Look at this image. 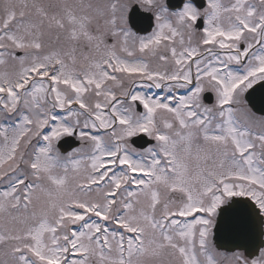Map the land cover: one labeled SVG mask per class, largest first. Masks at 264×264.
Listing matches in <instances>:
<instances>
[{
    "label": "snow or ice",
    "instance_id": "obj_1",
    "mask_svg": "<svg viewBox=\"0 0 264 264\" xmlns=\"http://www.w3.org/2000/svg\"><path fill=\"white\" fill-rule=\"evenodd\" d=\"M257 85L264 0H0V264H264Z\"/></svg>",
    "mask_w": 264,
    "mask_h": 264
},
{
    "label": "water",
    "instance_id": "obj_2",
    "mask_svg": "<svg viewBox=\"0 0 264 264\" xmlns=\"http://www.w3.org/2000/svg\"><path fill=\"white\" fill-rule=\"evenodd\" d=\"M197 4L202 3V0H196ZM168 3L174 8L180 3V0H168ZM147 14H140L135 17H130V27L138 33H147L151 30L149 21L145 19ZM257 90L247 99L252 110L258 114H264V88L259 85L256 86ZM211 94H205V102H210ZM78 145V142L73 140L72 147ZM65 149L71 150L70 146L63 141L61 142V151ZM263 230L262 227H257L251 233H238L231 230H225L214 237V241L217 245L218 250L226 252H232L235 250H243L245 255L249 258L254 257L261 246L264 244L263 241Z\"/></svg>",
    "mask_w": 264,
    "mask_h": 264
},
{
    "label": "rangeland",
    "instance_id": "obj_3",
    "mask_svg": "<svg viewBox=\"0 0 264 264\" xmlns=\"http://www.w3.org/2000/svg\"><path fill=\"white\" fill-rule=\"evenodd\" d=\"M206 2H207V0H206ZM154 91V90H153ZM219 252H221V251H219ZM223 255H225V256H228V255H230L231 253H225V252H221ZM259 255V254H258ZM258 255L256 256V257H258ZM256 257H254V258H256Z\"/></svg>",
    "mask_w": 264,
    "mask_h": 264
}]
</instances>
